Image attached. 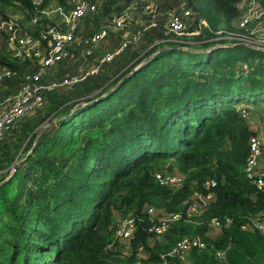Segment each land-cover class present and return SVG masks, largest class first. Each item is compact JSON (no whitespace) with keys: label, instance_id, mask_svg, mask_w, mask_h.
<instances>
[{"label":"trees","instance_id":"obj_1","mask_svg":"<svg viewBox=\"0 0 264 264\" xmlns=\"http://www.w3.org/2000/svg\"><path fill=\"white\" fill-rule=\"evenodd\" d=\"M240 1L186 0L195 19L206 22L194 42L155 43L158 35L146 33L142 54L128 47L68 87L43 90L41 118L16 123L15 145L0 143V264H158L171 244L195 235L205 246L172 264H264V232L241 228L250 214L264 211V193L244 171L250 131H256L251 113L264 103V49L212 42L216 30L233 29ZM56 2L65 4L0 0V16L22 8L21 25L41 38L59 16L33 18ZM160 21L153 27L159 35ZM111 34L110 50L119 43ZM76 65L66 57L41 81L78 74ZM0 68L12 72V87L36 69L1 46ZM43 121L50 124L34 130ZM158 170H174L183 181L160 184L153 178ZM210 179L213 198L200 213L187 214L191 194H204ZM147 205L157 208L156 217L143 211ZM164 211L180 218L158 237L150 227ZM120 214L136 222L125 244L115 235ZM212 218L220 225L216 235ZM222 248L219 258L215 251Z\"/></svg>","mask_w":264,"mask_h":264},{"label":"built area","instance_id":"obj_2","mask_svg":"<svg viewBox=\"0 0 264 264\" xmlns=\"http://www.w3.org/2000/svg\"><path fill=\"white\" fill-rule=\"evenodd\" d=\"M42 1L43 0H34L36 5H42ZM64 1L65 4H62L61 2H56L55 4H53V6H47L42 10H39V12L35 15L36 17L33 18L34 21L39 16H59L58 18H55V22L53 24L47 26L41 38L34 37L28 34L25 31L24 27L18 23L16 17L8 15L7 18H4L0 16V27L12 30V33L10 35H5V33L2 31L4 34V38H6L5 41H8V43L16 42L22 47L19 51H17L16 54H12L14 58H19L22 60L25 59V61H28V64L31 65L29 62L34 61V59H30V57H35V55L33 54L38 52V48L40 46H44V44L46 45L47 43V52H45L46 57L44 60V64L39 66L38 60V64L36 65L35 70L24 72L23 78L19 85L20 88L16 95L4 96V94L1 92V86L4 81V75L10 76L12 72L8 69H5L4 71L0 72V134L23 114L24 109L36 107L42 103L44 99L43 90L57 88L56 85H58L59 83H67L66 85L69 86L71 83L80 80L86 74L96 72L101 69L104 63L110 61L114 56H116L125 49L124 47L127 45V42H129L130 40H137L140 34L145 31L144 29H147L152 24L146 22L148 17L145 19L143 16L145 15V13H147L146 8H150L149 10L152 11L155 10V8L151 5L152 1H150L146 3V7H142L141 10L137 11L136 13L139 14L143 20L140 23V27L136 29L132 37H125L123 40L120 37L117 48L111 50L109 49L108 51H106L107 54L104 55L102 60L100 59L99 62L91 70L79 71L77 64L75 70L79 72L78 74H65L62 78L53 80L45 84L41 81V79L43 75L47 73V70L51 66L55 65L58 61L66 57H73V60H75V52H73L72 54H68V50L65 44L70 40L77 21L80 18L86 16L87 13H90L95 10V4L87 0ZM135 3L137 5V2ZM138 3L140 4V2ZM247 4L256 9L257 15L253 20L262 18V26L264 27V9L261 6L259 0H247ZM71 5L74 6L72 7ZM22 12L24 14V11ZM125 12L128 11L124 10L121 15L114 16V28L122 26L124 27L130 21V16H128V14ZM249 15L250 13H247V15L241 17L239 19V22L246 23L250 18ZM190 17H194V23L192 21H188ZM64 20L67 22L69 29L67 31H60L56 27L59 26V22L62 23L64 22ZM163 25L165 34L167 36L166 39L177 41L180 43H187L192 42V40L187 39V37L191 38L192 35H198L201 32V28L203 26H206V22L202 19H195L192 10L186 5L183 11L177 13L174 12ZM15 28H22L23 35L17 37L15 35ZM110 31L115 32V29H101L100 31L94 33L90 38L91 44H86L82 50L89 52L92 47V43L94 44V42L96 43L99 39L105 36L107 37ZM223 32H227V30H223ZM229 33V36L232 37L230 40H223L222 42L216 41L213 47L241 43L251 47L264 49V38L262 40L254 39L255 35L251 31H248L249 35L247 33ZM244 36L248 38H245ZM76 38L77 37H74V39ZM180 47L186 48V46ZM32 51H34V53H32ZM243 68H246V66H243ZM3 102L10 104V106H4L2 104ZM262 144L263 140L256 131L255 133L250 134L248 139V152L246 155L244 171L250 182L264 193V152ZM153 178L160 184H164L170 187H176L182 183L184 176L174 170H158L154 173ZM204 184L207 188L204 194H200L197 191H194L191 194V199L186 210L187 214L195 215L200 213L207 204V202L213 198V192L211 188L215 185V181L213 179L206 180ZM143 211L146 212L151 219L156 217V215L158 214L157 208L153 205L145 206ZM179 218V212H161L160 215L156 218L157 222L150 227V231L153 232L154 235L161 237L165 235L166 232L169 230L171 223ZM225 222L228 223L229 219H225ZM211 224L212 229H214L215 232L214 235L218 234L220 231V225L217 219L212 218ZM135 227L136 222L131 215L119 216L115 220V235L122 240V244H125L127 240L133 237V231ZM241 228L245 231L256 230L264 232V211H261L256 215L250 214L248 219L241 224ZM205 244L206 243L203 237L200 235L184 236L177 240L174 244H171L165 251H163L159 255L158 264H172L171 259L173 260L174 258L178 259L180 263H184L188 259V252L190 251V249H192L193 247L202 248L205 246ZM225 253L226 248L217 249L215 251V255L219 258H223L225 256ZM139 262L140 260L138 259L137 263Z\"/></svg>","mask_w":264,"mask_h":264},{"label":"rangeland","instance_id":"obj_3","mask_svg":"<svg viewBox=\"0 0 264 264\" xmlns=\"http://www.w3.org/2000/svg\"><path fill=\"white\" fill-rule=\"evenodd\" d=\"M87 1L95 4V10L90 13H87L86 16L80 18L77 21L73 29V33H72L70 40L65 44L68 50V54H72L73 52H75L74 55H76V57H75L74 62L78 64L79 71L91 70L99 62V60L100 59L102 60L103 56L107 54L106 51H108L111 48L109 46V43H111L112 41H107L108 38L105 36L99 39L96 43L95 42L94 44L92 43V47L89 52L83 51L82 49L84 48L86 44H91L90 38L92 37L94 33L100 31L101 29H107V30L115 29V32H113L114 34H111V35H114L112 37H116V36L118 38L121 37L122 40L125 37H132L136 29L140 27L141 21H143L142 17L136 12L141 10L142 7H146L147 6L146 3L152 1L151 5L155 8V10L152 11V10H149L150 8H146L147 13L143 15L145 19L148 17L146 22L152 23V24L147 29H144L145 31H143L142 34H140L137 40H132V41L130 40L129 42H127V45L124 47L125 49L130 47L135 52L141 51V54H142V52H144L145 50L144 48L149 46L148 42L145 39V34L152 33V35H158L159 37L155 36L153 38L155 43L166 40V37H164L166 36L165 30L163 29V31L161 32V35H162L161 36L157 33L159 29L153 28V27H157L156 25L158 24V22H161L160 21L161 19H163L162 23L164 24L174 12L177 13V12L183 11V9L187 5L186 0H103L102 3L99 2V0H87ZM135 2H140V4L136 5ZM71 6L73 7L74 5H71ZM236 7L238 8L239 12L236 16H234L230 20V24L233 27V29L227 30V32H223V29H221V31L220 30L216 31L215 32L216 35L214 36V38H212V42H215V41L222 42L223 40H230L232 37L229 36L230 35L229 32L237 33V34L247 33L249 35L248 31H251L255 35L254 39L262 40L264 38V31H263L264 27L262 26L263 22L261 20L262 18H258L260 20L258 19L253 20L255 19L257 15L256 9L248 5L247 0L240 1ZM124 10L128 11L125 13H127L128 16H130V21L124 27L122 26V27L114 28V16L121 15ZM247 13H250L249 15L250 18L248 19V21L246 23H240L239 19L247 15ZM6 14H8L9 16L11 15V16L16 17L20 25L24 23V20H25L24 14L21 8H19L18 6H16L15 8H11V7L6 8ZM250 20H253V21H250ZM188 21L189 22L192 21L194 23L195 21L194 17L193 18L190 17ZM58 24L59 26L56 28L59 29L60 31H67L69 29V26L67 25V22L65 20L64 22L62 23L59 22ZM2 31L5 33V35H10L12 33V30L0 27V46L5 47L7 53H9L11 57H13L12 54L14 53L16 54L17 51H19L20 48L22 47L18 45L16 42L14 43H10V42L8 43V41L6 42L4 37L1 35ZM15 32H16L15 35L17 37L23 35L22 28H19V29L15 28ZM194 36L195 35H192L191 38L187 37V39H191L192 42H194L193 40ZM246 36L244 37L248 38ZM74 37H77V38L74 39ZM46 49H47V43L46 45L44 44V46H40L38 48L37 53H34V51H32L35 57L33 56L30 57V59L32 60L34 59V61H30L29 63L36 67V65L38 64L37 62L39 60V66L43 65L45 57H46L45 52H47ZM243 66H246V65L244 64ZM4 70L5 69L0 68V72ZM245 70H247V68H245ZM9 77H11V75L10 76L4 75V81L1 86V92L4 94V96L16 95L20 88L19 86L20 84L14 87L9 85L7 83V78ZM66 84L67 83H59L58 85H56L57 88H53V89H57V90L64 89L68 87V85ZM53 89L50 88V90H53ZM2 104L6 107L10 106V104L8 103L3 102ZM43 104L44 102L42 101V103L36 107H30V108L24 109L23 114L20 117H18L12 124L8 126L7 129H5L0 134V143H4L8 145V147H10V145L12 144L15 145L16 143H18V142L15 143V141L17 140V138L15 137H18V134L14 133V130L16 129V123H18V121L20 122L25 121V119L27 120L29 118L27 121V125L30 126L34 124L36 120L41 118V116L43 115V113H40L42 107L44 106ZM261 107H262L261 110H259L260 108H256L257 110L254 111L255 123L253 124V127L258 128V130L261 133L259 134L261 139H264V103L263 105H261ZM48 124H50V122H45V121L39 122L34 128V130H36L39 127V131H40L44 127H46ZM14 135L15 137L13 138ZM15 150L11 149L10 152H13ZM20 152H22V149L18 150L17 155L19 154L21 155ZM28 152L29 150L18 161H22L26 157ZM3 169L4 168L0 167V172H2ZM12 170H13V166H12ZM27 181H28L27 185H29L31 183L30 179H28ZM120 216L122 215L120 214Z\"/></svg>","mask_w":264,"mask_h":264},{"label":"crops","instance_id":"obj_4","mask_svg":"<svg viewBox=\"0 0 264 264\" xmlns=\"http://www.w3.org/2000/svg\"><path fill=\"white\" fill-rule=\"evenodd\" d=\"M99 2H103V0H99ZM262 109V107H260V109L259 110H261ZM257 109H254L253 110V112L251 113V115L254 117L255 116V113H254V111H256ZM253 117H252V119H253ZM254 123H255V121H254ZM255 129H256V132H258V134H261L260 133V131L258 130V128L257 127H255Z\"/></svg>","mask_w":264,"mask_h":264},{"label":"water","instance_id":"obj_5","mask_svg":"<svg viewBox=\"0 0 264 264\" xmlns=\"http://www.w3.org/2000/svg\"><path fill=\"white\" fill-rule=\"evenodd\" d=\"M134 69H135V68H134ZM253 133H255V131H254V130H251V131H250V134H253ZM20 162H21V161H18L17 163H15V164L13 165V170L16 169V167L20 164ZM9 176H10V174L8 175V177H9ZM8 177H7V178H8Z\"/></svg>","mask_w":264,"mask_h":264}]
</instances>
